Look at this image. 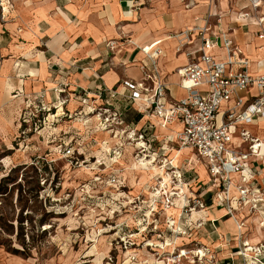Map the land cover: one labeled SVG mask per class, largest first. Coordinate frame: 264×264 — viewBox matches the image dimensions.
<instances>
[{"label":"crops","instance_id":"1","mask_svg":"<svg viewBox=\"0 0 264 264\" xmlns=\"http://www.w3.org/2000/svg\"><path fill=\"white\" fill-rule=\"evenodd\" d=\"M210 1L190 0L187 7L181 0H12L9 11L5 8L8 15L4 13L0 16V145L7 144L5 137L19 133L21 122L16 123L14 119L17 114L19 116L22 99L31 101L43 96L44 102H53L58 99L62 87L71 95V103L66 106L69 110L78 108L79 98L85 95L71 91H86L96 99L97 104L109 105L124 117V126L114 133H100V140H93L92 143L107 145L110 140L116 139L115 145H129V141L123 139L127 132L121 131L135 130L138 135H145L148 150L144 157L149 158L151 154L148 151L153 144H158L159 150L164 151L165 143L180 142L178 134L184 130L182 120L164 125L152 107L128 97L123 83L125 80L141 82L143 67L152 73L153 66L145 55V49L151 52L159 48L162 49L158 59L159 69L168 85V99L185 98L187 90L181 84L182 69L189 61L185 54L177 53V40L169 36L192 27L195 17L204 16L210 10L214 15L212 32L216 35L228 33L250 60L251 75L263 74L264 23L258 25L255 22L264 18V0L260 1L257 11L251 7L250 0H212L211 6ZM247 13L249 17H245ZM211 52L220 60L226 59L222 48H214ZM100 90L107 91L101 98L98 96ZM114 92L117 95L112 97ZM256 94L257 88L253 86L242 96L249 103ZM234 101L232 99L222 106L217 124L222 122L224 113L234 105ZM243 129L260 138L264 144V118H260L252 123L236 125L230 148L248 151L249 144L243 141L240 134ZM190 150L204 162L207 183L198 180L199 174L203 177L206 173L198 174L196 159L190 158L184 169L179 166V160L185 158ZM176 151L172 154L173 163L167 169L180 170L182 180L186 182L181 187L182 197L176 199L170 209H164L159 199L156 214L150 212L152 202L135 206L133 213L144 216L147 213L154 219L153 223H148V233L157 239L155 245L164 248H151L153 253L149 252L150 246L146 244L140 250L128 249L125 253L128 259L124 264H136L133 256L137 261L143 260L142 264H158L152 263V259L166 258L157 253L172 256L181 251H188L189 254L177 264H264V198L259 203V212L250 213L249 207L238 212V220L244 223L239 226L228 215L225 205L219 203V189L198 152L191 148L182 150L175 161ZM152 155L159 157L158 153ZM132 160L133 171H149V165H138L136 157ZM256 161L262 165L257 171L253 163ZM247 167L253 173L254 183L264 190V155L251 156ZM146 173L138 178L139 182H145V186L148 182ZM130 176L135 177L133 174ZM161 176L158 180L163 178ZM194 184L200 186L190 190ZM209 184L211 188L205 189L204 186ZM127 195L142 196L148 201L153 196L149 190L140 194L130 190ZM197 198L205 203V208L189 212L188 208ZM167 219L175 221L173 229L166 225ZM245 242L250 247H259L261 253L245 254ZM148 243L154 245L151 240ZM197 250L206 253V256L199 258L194 254ZM138 251L146 252L148 259L141 257L144 253L140 255Z\"/></svg>","mask_w":264,"mask_h":264},{"label":"rangeland","instance_id":"2","mask_svg":"<svg viewBox=\"0 0 264 264\" xmlns=\"http://www.w3.org/2000/svg\"><path fill=\"white\" fill-rule=\"evenodd\" d=\"M11 3L12 0H0V16L8 15ZM3 7L8 11L3 12ZM61 89L62 93L59 92L53 102H44L43 96L31 101L22 99L19 116L14 119L16 123L21 122L19 133L5 137L7 144L0 145V264H124L128 259L126 250H140L150 244L148 240L154 242L148 247L149 252L153 253L151 248L163 249L164 246L155 245L157 239L148 233V223H153L154 219L133 214L135 206L153 203V196L148 201L127 193L149 190L153 194L159 187L160 174L165 182L169 180L161 170L166 159L171 161L177 150L174 154L177 161L181 151L186 149L181 148L180 142L165 143L164 151L153 144L147 158L126 134L123 139L129 141V145H115L116 139L107 145L92 143L99 139L100 133H113L112 128L117 130L114 123H104L105 116L100 115L105 113L104 105L97 104L96 99L88 95L85 101L79 98L78 108L69 110L66 106L71 103L70 92ZM71 92L81 95L75 90ZM239 94L244 95V91ZM60 103L64 110L59 115ZM70 140H73L70 146L75 154L65 157L64 149L70 147L65 142ZM155 153L159 155L156 160L152 155ZM133 156L138 159V165H149V171L145 172L147 186L138 181L145 173L131 169ZM190 158L197 159L194 160L196 170L204 175V162L191 150L179 160V166L187 167ZM140 159L152 163L143 165ZM157 165L161 167L158 169ZM152 166L156 167L155 171L150 170ZM113 177L122 185H110ZM199 179L207 183V173L203 177L199 174ZM199 186L194 184L190 190ZM210 186L204 188L210 189ZM138 252L148 259L146 252ZM159 253L163 259L169 257V262L154 258L152 263L177 264L168 253ZM135 260L136 264L143 263V260Z\"/></svg>","mask_w":264,"mask_h":264},{"label":"built area","instance_id":"3","mask_svg":"<svg viewBox=\"0 0 264 264\" xmlns=\"http://www.w3.org/2000/svg\"><path fill=\"white\" fill-rule=\"evenodd\" d=\"M186 6H190V0H181ZM254 11L259 8V0H250ZM209 5H212V0ZM3 7V12H4ZM4 14V13H3ZM213 14L211 10L204 16L195 17V24L185 30L169 36L177 40V53L185 54L189 64L183 69V78L189 82L184 86L187 96L180 100L168 99V85L163 81L159 69L158 59L162 55V49L149 52L145 49V55L150 59L153 72L148 73L145 67L141 82L125 80L124 86L128 91V97L133 101H141L152 107L154 113L161 119L164 125L182 120L184 130L178 134L181 148L187 147L198 152L199 156L207 163L211 179L216 183L219 194L218 201L225 205L228 215L233 217L239 226L244 223L238 220V212L249 207L250 213L260 211L259 203L264 198V190L254 183L253 173L247 167V161L251 156H263V141L254 137L250 131L241 130V138L248 143V151L230 148L232 134L236 125L242 123H252L260 118H264V73L253 76L250 73V60L245 57L241 48L228 33L216 35L212 32ZM247 13L245 17H249ZM264 23V18H259ZM195 47V48H194ZM222 48L226 53V59L220 60L212 54L214 48ZM257 88V94L248 103L240 91H246L250 87ZM62 89L59 90L62 93ZM106 90H100L98 96H104ZM85 94V95H84ZM83 101L87 100L88 93L84 91ZM117 95L112 93V97ZM235 99L234 105L223 115L222 122L217 124L218 114L225 103ZM105 124L112 122L118 129L124 126V120L119 111L112 109L109 105H104ZM99 115V116H100ZM120 130V129H119ZM110 131H116L112 128ZM127 132L126 136L136 143L142 152L148 150L145 135L139 134L135 130L121 131ZM70 140L66 145H71ZM143 143L144 145H141ZM63 145V144H60ZM118 153V152H116ZM75 153L73 148L66 147L64 156L71 157ZM169 162V163H167ZM173 161H167L162 165V171L167 174V182L162 178L158 188L153 192V203L150 212H156V203L162 200L166 209L175 205V200L182 197L181 187L186 185L182 180L179 169H167ZM256 164V171L260 165ZM109 184L117 187L122 185L115 177ZM205 208V203L200 199H194L188 208L189 212L195 209ZM148 218L147 213L144 216ZM168 225L173 229L175 221H168ZM148 227H145L147 230ZM246 252L261 253L259 247H250L247 242ZM247 244V245H246ZM132 245V244H131ZM184 251L172 255L175 263H179L182 257H186L189 252L183 255ZM199 258L202 256L201 250L194 252ZM169 260V257L166 258ZM169 262V261H168Z\"/></svg>","mask_w":264,"mask_h":264},{"label":"bare ground","instance_id":"4","mask_svg":"<svg viewBox=\"0 0 264 264\" xmlns=\"http://www.w3.org/2000/svg\"><path fill=\"white\" fill-rule=\"evenodd\" d=\"M261 2L259 1V4H260ZM258 4V5H259ZM242 8V7H241ZM242 13V12H241ZM255 24H258V25H263V23H262V21H260V20H257L256 22H255ZM264 29V28H263ZM157 49H159V48H157ZM157 49H154L153 51H151L152 53L153 52H155ZM182 71H183V69H182ZM184 74V73H183ZM183 80H182V86L184 87V86H188L189 85V82H187L184 78H182ZM59 107V111H58V114L60 115V114H62L63 113V110H64V107H63V103H60V105L58 106ZM176 132V131H175ZM172 134V133H171ZM141 145H144L143 143H141ZM183 148H185V149H189V148H187V147H183ZM154 159L156 160V157H154ZM197 160V159H196ZM142 162V163H141ZM140 163L141 164H143V165H145V164H151L152 162L150 161V162H147V161H145V160H141L140 159ZM151 169V171H155L156 170V167L155 166H152V167H150ZM204 172H206V170L204 169V167H203V170H202V173H204ZM168 177V176H167ZM165 178H166V176H165ZM168 181V180H167ZM148 245V244H147ZM151 245H153V243L152 244H149L148 246H151ZM108 248H109V246H108ZM202 253V252H201ZM104 254H105V252H104ZM186 253H183V255H185ZM204 254L202 253V256H203ZM170 261H172L171 259H170ZM174 262V261H173Z\"/></svg>","mask_w":264,"mask_h":264},{"label":"trees","instance_id":"5","mask_svg":"<svg viewBox=\"0 0 264 264\" xmlns=\"http://www.w3.org/2000/svg\"><path fill=\"white\" fill-rule=\"evenodd\" d=\"M123 120H124V117H123Z\"/></svg>","mask_w":264,"mask_h":264}]
</instances>
